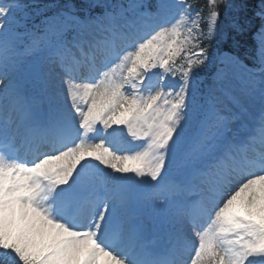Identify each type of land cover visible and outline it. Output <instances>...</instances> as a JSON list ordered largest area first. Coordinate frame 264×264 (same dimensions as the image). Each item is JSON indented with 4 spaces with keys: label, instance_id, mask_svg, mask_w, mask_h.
I'll use <instances>...</instances> for the list:
<instances>
[{
    "label": "snow or ice",
    "instance_id": "snow-or-ice-1",
    "mask_svg": "<svg viewBox=\"0 0 264 264\" xmlns=\"http://www.w3.org/2000/svg\"><path fill=\"white\" fill-rule=\"evenodd\" d=\"M0 264H264V0H0Z\"/></svg>",
    "mask_w": 264,
    "mask_h": 264
}]
</instances>
